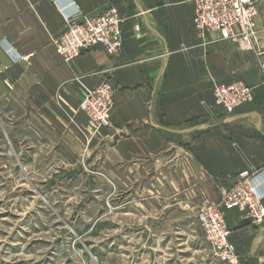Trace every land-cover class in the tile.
Instances as JSON below:
<instances>
[{
  "label": "crops",
  "instance_id": "obj_1",
  "mask_svg": "<svg viewBox=\"0 0 264 264\" xmlns=\"http://www.w3.org/2000/svg\"><path fill=\"white\" fill-rule=\"evenodd\" d=\"M108 6L124 19L122 49L97 47L65 62L53 36L73 13ZM257 6V49L243 50L195 26L194 0H0V96L22 108L19 121L39 144L106 147L133 198L163 202L165 211L219 203L244 171L264 189V0ZM104 81L115 104L110 125L95 131L79 105ZM235 81L251 86L254 99L229 114L213 92ZM226 219L241 263L264 264V222L238 209Z\"/></svg>",
  "mask_w": 264,
  "mask_h": 264
},
{
  "label": "rangeland",
  "instance_id": "obj_2",
  "mask_svg": "<svg viewBox=\"0 0 264 264\" xmlns=\"http://www.w3.org/2000/svg\"><path fill=\"white\" fill-rule=\"evenodd\" d=\"M22 111L0 96V264H220L197 215L221 201L165 211L134 199L106 147L55 151Z\"/></svg>",
  "mask_w": 264,
  "mask_h": 264
},
{
  "label": "built area",
  "instance_id": "obj_3",
  "mask_svg": "<svg viewBox=\"0 0 264 264\" xmlns=\"http://www.w3.org/2000/svg\"><path fill=\"white\" fill-rule=\"evenodd\" d=\"M195 26L214 30L223 39L238 43L243 50H255L258 0H194ZM123 17L115 6H108L95 15L77 11L68 17L67 28L53 36L57 53L65 62H72L84 51L101 47L106 54L116 55L124 45ZM139 30V25L135 26ZM264 72V61H259ZM214 104L233 113L254 99L253 88L242 81L222 83L214 87ZM116 91L109 81L90 89L81 99L79 108L96 130L108 127L115 104ZM264 173V167L262 169ZM221 203L204 204L198 210V222L205 233L213 255L220 264H242L226 212L238 209L252 223L264 222V189L252 173L244 171L233 183L220 190Z\"/></svg>",
  "mask_w": 264,
  "mask_h": 264
}]
</instances>
